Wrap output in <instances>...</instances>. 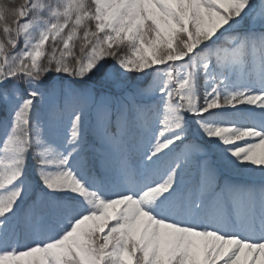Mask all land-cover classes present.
Returning a JSON list of instances; mask_svg holds the SVG:
<instances>
[{
  "label": "snow or ice",
  "instance_id": "6c2138e0",
  "mask_svg": "<svg viewBox=\"0 0 264 264\" xmlns=\"http://www.w3.org/2000/svg\"><path fill=\"white\" fill-rule=\"evenodd\" d=\"M0 264H264V0H0Z\"/></svg>",
  "mask_w": 264,
  "mask_h": 264
}]
</instances>
